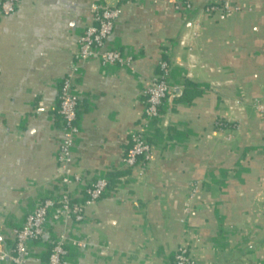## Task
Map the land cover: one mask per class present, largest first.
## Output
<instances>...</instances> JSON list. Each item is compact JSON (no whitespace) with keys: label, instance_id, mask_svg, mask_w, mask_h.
<instances>
[{"label":"crops","instance_id":"0c3cea01","mask_svg":"<svg viewBox=\"0 0 264 264\" xmlns=\"http://www.w3.org/2000/svg\"><path fill=\"white\" fill-rule=\"evenodd\" d=\"M96 1L21 0L0 15V264H12L2 254L27 215L60 191L65 78L79 100L71 169L83 185L115 178L82 221L52 210L27 264H46L57 236L67 264H174L182 246L197 264H264V0L212 17L214 0H105L122 8L109 44L133 56L123 66L76 58ZM164 58L177 96L144 124ZM187 81L198 92L182 99ZM140 128L152 145L144 170L122 164Z\"/></svg>","mask_w":264,"mask_h":264},{"label":"built area","instance_id":"2783aa9c","mask_svg":"<svg viewBox=\"0 0 264 264\" xmlns=\"http://www.w3.org/2000/svg\"><path fill=\"white\" fill-rule=\"evenodd\" d=\"M21 0H0V15H10L20 5ZM178 9H190L189 1L178 4ZM238 0H214L208 3L203 12L212 17L217 13H230L239 10ZM93 13L91 22L78 39L76 58L79 60L97 59L102 65H128L133 62V56L124 50L109 44L114 32L115 24L122 14L119 5H108L105 0L92 3ZM176 87L170 80L167 59L159 63V71L152 77L151 83L145 90L146 104L144 108V124H152L161 115L166 105L177 96ZM79 100L74 92L70 78H65L60 86L57 112L61 117V139L57 160L59 164L60 186L59 192H52L44 198L26 217L23 225L16 230L14 246L2 258L8 257L12 264H27V256L34 242L42 239L47 230V219L52 210L67 212L76 222L85 218V208L96 204L107 192L110 178L97 177L91 184L83 185L79 173L71 169L73 161L72 148L79 132L78 124ZM152 156V145L142 128L131 134V146L122 158L126 167L140 166L144 170ZM73 183L82 184L83 195L74 198L70 186ZM50 253L46 264H67V249L63 236L53 237L50 241ZM174 264H197L186 246L179 247L175 253Z\"/></svg>","mask_w":264,"mask_h":264},{"label":"trees","instance_id":"16d2710c","mask_svg":"<svg viewBox=\"0 0 264 264\" xmlns=\"http://www.w3.org/2000/svg\"><path fill=\"white\" fill-rule=\"evenodd\" d=\"M194 87H195V84H193V83L190 82V81H187L186 84H185V88H184V94H183V96H182L181 98H182V99H183V98L189 99V94L191 93V91H194V90H193ZM197 92H198L197 90L194 91L195 94H196ZM181 98H179V99H181ZM114 178H115V175H112V176L110 177V181L113 180Z\"/></svg>","mask_w":264,"mask_h":264}]
</instances>
